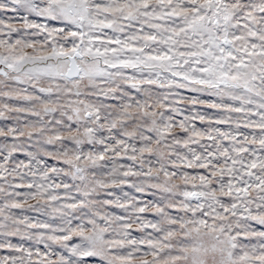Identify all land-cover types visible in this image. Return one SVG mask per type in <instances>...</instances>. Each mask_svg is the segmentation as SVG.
Instances as JSON below:
<instances>
[{"label": "snow or ice", "instance_id": "6c2138e0", "mask_svg": "<svg viewBox=\"0 0 264 264\" xmlns=\"http://www.w3.org/2000/svg\"><path fill=\"white\" fill-rule=\"evenodd\" d=\"M0 264H264V0H0Z\"/></svg>", "mask_w": 264, "mask_h": 264}]
</instances>
